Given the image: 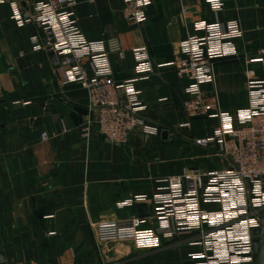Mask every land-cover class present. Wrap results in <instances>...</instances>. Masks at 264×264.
<instances>
[{
	"label": "crops",
	"instance_id": "1",
	"mask_svg": "<svg viewBox=\"0 0 264 264\" xmlns=\"http://www.w3.org/2000/svg\"><path fill=\"white\" fill-rule=\"evenodd\" d=\"M76 1V24L88 40L115 38L120 43L124 58L110 55L114 77L132 81L144 107L143 125L122 147L104 145L95 125L88 140L81 138L83 116L75 108L86 107L85 93L75 84L61 86L49 56L32 47L35 28L18 27L8 5L0 4V264H103L95 223L138 215L136 205H119L136 195L151 196L155 179L182 168L211 170L226 164L214 147L193 143L212 134L215 120L195 118L191 129L179 128L185 121L187 81L168 67L147 78L134 72L135 49L146 47L156 66L168 63L179 43L195 33L196 23L214 21L204 0H150L147 20L136 27L125 22L121 0ZM223 2L216 17L239 23V54L264 47V0ZM254 68L260 74V65ZM214 72L222 110L235 115L246 108L240 58L217 60ZM203 90L209 93L212 86ZM60 120L67 133L60 132ZM41 133L48 136L44 142ZM198 250L185 245L179 253H161V260L177 256L179 262L173 264H192L186 256Z\"/></svg>",
	"mask_w": 264,
	"mask_h": 264
},
{
	"label": "built area",
	"instance_id": "2",
	"mask_svg": "<svg viewBox=\"0 0 264 264\" xmlns=\"http://www.w3.org/2000/svg\"><path fill=\"white\" fill-rule=\"evenodd\" d=\"M204 2L215 15L214 21L196 23L195 33L179 43L168 63L156 66L146 47L135 49L134 72L147 78L168 67L177 78L186 80L185 121L179 128L191 129L195 118L215 120L212 134L195 138L193 143L201 149L214 147L226 164L211 170L182 168L178 174L155 179L151 196L136 195L119 205L143 204V216L100 221L92 228L97 243L103 245L142 244L176 236L199 249L188 254L192 264H254L252 232L260 227L264 211V47L240 55L237 44L243 32L239 23L217 19L223 0ZM121 3L122 16L130 27L145 23L150 0ZM0 4L8 5L18 27L35 28L32 47L54 56L52 64L60 74L61 86L75 84L85 93L87 114L78 125L81 138L88 140L95 125L104 145L125 146L133 131L143 125L140 112L144 107L132 81L119 82L114 77L110 55L124 58L118 40H88L76 24V0H0ZM225 58H240L244 66L248 103L235 115L222 110L215 90V62ZM256 65L261 67L260 74ZM206 84L212 86L209 93L203 90ZM67 131L60 120V132ZM40 138L44 142L48 136L41 133Z\"/></svg>",
	"mask_w": 264,
	"mask_h": 264
},
{
	"label": "rangeland",
	"instance_id": "3",
	"mask_svg": "<svg viewBox=\"0 0 264 264\" xmlns=\"http://www.w3.org/2000/svg\"><path fill=\"white\" fill-rule=\"evenodd\" d=\"M170 154L172 155V152L169 150L168 155ZM144 213H146V209L141 212V214ZM148 222L150 224L153 223L151 219ZM187 242L186 238L174 236L173 238L142 244L126 243L118 245L112 243L100 246L99 253L100 257L104 259L103 264H160L163 262H171L173 264L179 262L174 260L177 259V256H170V260L164 261L161 260V253H179L185 245L189 246ZM186 258H188V255Z\"/></svg>",
	"mask_w": 264,
	"mask_h": 264
},
{
	"label": "water",
	"instance_id": "4",
	"mask_svg": "<svg viewBox=\"0 0 264 264\" xmlns=\"http://www.w3.org/2000/svg\"><path fill=\"white\" fill-rule=\"evenodd\" d=\"M49 58L52 62L55 61V58L52 54L49 55ZM75 111L79 113L81 116H85L87 114V110L83 107H76ZM168 132L162 131L161 133V140L165 141L167 140ZM136 211L140 213L145 211V206L143 204L136 205ZM260 222L261 225L259 228H256L253 230L252 234L254 236V239L252 240V249L253 254L255 257V263L254 264H264V211L260 215ZM0 258H3V254L0 253Z\"/></svg>",
	"mask_w": 264,
	"mask_h": 264
},
{
	"label": "bare ground",
	"instance_id": "5",
	"mask_svg": "<svg viewBox=\"0 0 264 264\" xmlns=\"http://www.w3.org/2000/svg\"><path fill=\"white\" fill-rule=\"evenodd\" d=\"M123 244H126V243H120V244H118V245H123Z\"/></svg>",
	"mask_w": 264,
	"mask_h": 264
}]
</instances>
